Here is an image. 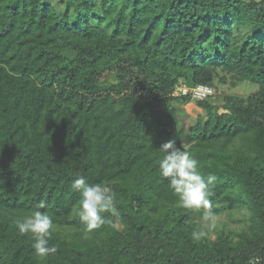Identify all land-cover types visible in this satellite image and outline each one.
<instances>
[{
	"label": "trees",
	"instance_id": "1",
	"mask_svg": "<svg viewBox=\"0 0 264 264\" xmlns=\"http://www.w3.org/2000/svg\"><path fill=\"white\" fill-rule=\"evenodd\" d=\"M244 82L253 95L173 96ZM192 104L201 113L186 128ZM170 140L216 177L212 211L242 212L240 227L191 239L203 210L179 207L158 171ZM78 175L113 187L111 224L85 231ZM34 211L55 224L44 259L14 223ZM256 257L264 264V0H0V264Z\"/></svg>",
	"mask_w": 264,
	"mask_h": 264
},
{
	"label": "clouds",
	"instance_id": "2",
	"mask_svg": "<svg viewBox=\"0 0 264 264\" xmlns=\"http://www.w3.org/2000/svg\"><path fill=\"white\" fill-rule=\"evenodd\" d=\"M158 151L162 155L158 171L178 197L179 207L197 212L203 210V224L191 233V239L200 242L209 236L218 219L209 199L213 195L216 177L209 175L205 178L199 170L198 161L189 151L177 147L174 140L162 144ZM71 188L80 195L78 215L86 225V232L112 223L103 215L116 213L117 193L108 182L89 183L85 177L78 175ZM14 223L20 235L30 236L34 241L32 247L36 257L44 259L57 251L55 245H49L55 229L52 215L34 211L17 218ZM249 264H259V257L250 260Z\"/></svg>",
	"mask_w": 264,
	"mask_h": 264
},
{
	"label": "rangeland",
	"instance_id": "3",
	"mask_svg": "<svg viewBox=\"0 0 264 264\" xmlns=\"http://www.w3.org/2000/svg\"><path fill=\"white\" fill-rule=\"evenodd\" d=\"M215 90V88H214ZM257 90V86L250 82H244L239 84L236 88L231 89L229 86H220L219 89L216 91V96H222L223 94H232L237 96H251ZM215 96V98H216ZM217 99V98H216ZM215 102V101H213ZM217 102V100H216ZM188 113V117L182 118L183 125L188 128L190 123H195V119L201 113L193 104L186 109ZM243 218L242 212H234L232 214H226L218 216L216 227H221V224L226 223L231 229H235L241 226L240 220Z\"/></svg>",
	"mask_w": 264,
	"mask_h": 264
},
{
	"label": "built area",
	"instance_id": "4",
	"mask_svg": "<svg viewBox=\"0 0 264 264\" xmlns=\"http://www.w3.org/2000/svg\"><path fill=\"white\" fill-rule=\"evenodd\" d=\"M214 88L199 84L194 87H189L185 84H180L176 87L173 96L174 97H184L191 95V98L194 101H206L207 99L215 95Z\"/></svg>",
	"mask_w": 264,
	"mask_h": 264
},
{
	"label": "crops",
	"instance_id": "5",
	"mask_svg": "<svg viewBox=\"0 0 264 264\" xmlns=\"http://www.w3.org/2000/svg\"><path fill=\"white\" fill-rule=\"evenodd\" d=\"M190 106H191V105H190ZM190 106H188V107H190ZM188 107H186V109H187Z\"/></svg>",
	"mask_w": 264,
	"mask_h": 264
}]
</instances>
